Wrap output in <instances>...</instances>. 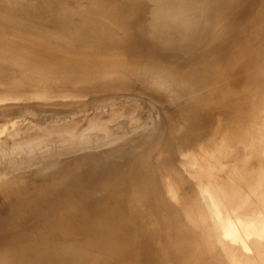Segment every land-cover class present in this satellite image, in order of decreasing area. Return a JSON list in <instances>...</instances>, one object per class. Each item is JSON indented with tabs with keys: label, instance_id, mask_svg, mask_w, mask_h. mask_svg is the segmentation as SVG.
<instances>
[{
	"label": "rangeland",
	"instance_id": "obj_1",
	"mask_svg": "<svg viewBox=\"0 0 264 264\" xmlns=\"http://www.w3.org/2000/svg\"><path fill=\"white\" fill-rule=\"evenodd\" d=\"M6 1L11 5L10 10H6L11 18L5 24L0 19V40L15 44V53L38 52L35 57L42 61L32 62L33 70L43 66H57L68 72L76 71V62L52 58L51 55L57 52L56 49L39 43L41 39L30 32L32 26H36L38 30L41 29L40 26L26 21V27L18 29L14 24L21 21L15 15L18 7L23 8L24 5H28L33 9L44 10L47 5H52L58 10L66 11L72 8L74 0ZM255 1L109 0L101 2L99 7L94 9H88L90 7L88 5L84 10V20L106 21L107 28L116 33L120 30V27L116 25V22H119L117 17L121 15L127 18V25L131 28L137 27L143 32H152L149 39L153 41L164 37L172 30L185 34V41L195 53L185 60H177L172 64L163 61V65H158L157 67H165L160 68V71L167 75L166 83L161 86L157 84L159 87L153 83V86H150L151 83H144L149 79L143 76L147 77L153 72L152 69H145L129 75L128 87L119 85L106 90L107 86H99V83L102 79L112 76L113 73L109 71L111 68L90 67L91 56L89 55H82L86 61L85 66L78 70L82 78H95V81L89 84H85L78 78L44 80L40 79L37 72L28 73L26 79L19 74L16 76V73H12L16 76L15 78L9 72H0V215L5 211L4 207L8 202L12 203L25 197L26 194L35 190V186L58 185L53 183L70 169L71 163L68 164V162L77 161L76 159L81 155L95 157L84 171L87 173L95 159L102 163H99V167H102L101 165L105 166L107 161L109 163L117 155L120 160H124L130 156L129 153L132 155L143 149L148 155L142 158L143 161L150 160L156 168L163 167L161 170L163 173L160 175H164H161L162 181L168 188L165 197L168 202H172L162 217L153 221V223L161 221L162 225L159 223L154 231L158 239L165 243L162 253L168 263L194 264L196 261L193 260V262L192 257L196 256L200 264H233V261L234 264H264V135L261 134L264 133V84H262L264 57L254 65L251 64L244 69L241 66L238 69L234 76L240 77L236 82L239 84L237 89L240 93L232 99L235 100L233 103L225 102L221 112L215 108L214 111H210L211 116L204 124L199 123L192 115H188L185 123L181 120V123L175 125L176 117L171 111L172 103L176 101L185 103L184 100L195 94L193 90L199 84L198 78L206 75L209 82L216 79L217 65L225 59L228 51L238 45H234L237 38L235 29L239 25L248 27L249 10L250 13L255 11L253 9ZM115 8L119 9L118 13L114 11ZM56 32L59 33L51 35L60 34L63 38L73 37V33ZM216 38H219V45L217 43L215 45ZM83 46L85 50H92L87 40L83 39ZM220 51L221 54H219ZM199 53L205 55L198 56ZM4 63L0 60V64ZM18 77L24 78H20L23 82L18 80ZM190 89L193 90L190 91ZM163 91L165 94L161 95ZM167 91L174 92L168 93L169 97L174 94L172 103L167 101ZM229 95V92L218 91L217 99ZM241 127H244L242 133ZM170 130H172L171 135L168 134ZM257 131L260 133L259 136ZM226 133L232 142L229 140L231 144H226L228 146L225 148ZM218 136L222 137L219 139ZM215 137L221 141H217ZM208 147H210L209 150ZM216 147L219 150L215 152ZM118 158L114 161L118 162ZM101 160H105L106 163L104 161L105 164H103ZM205 162L207 163L204 165ZM95 170L96 173L101 172L100 168L96 167L91 174ZM168 170L169 172L166 173ZM79 179L83 178L78 177L72 181ZM89 179L90 177H87L85 181ZM67 184L60 186L64 188ZM49 193L47 192L46 196ZM79 198L87 207L93 204L85 197ZM119 203L124 204L126 201H119ZM191 203L195 206L190 209L192 211L188 206ZM97 204L103 209L102 211L107 208L103 202ZM40 212L41 209L29 214L30 222L25 227L26 231L30 233L36 231L38 226L36 218ZM187 215L188 218H186ZM204 224L209 227H205ZM194 229L201 235L196 232L194 234ZM198 229L211 234L209 237L205 234L207 237L205 239L202 236L203 231ZM53 230L55 234L50 233V235L57 243L40 249L41 256H39L38 264H55L51 259H59L58 256L62 250L72 253L73 250L84 247L83 257H87L93 250L90 243H82L79 238L78 240L68 239L64 249L62 247V243H65L64 236L61 237L56 229ZM193 234L197 235L196 239ZM93 235L97 237V246L100 251H95L96 259L89 257L91 262L114 264L117 258H122L119 264H126L129 258L126 251L130 250L126 241L115 242L111 238L102 239L97 234ZM217 236L219 238L215 239ZM209 238L212 245L209 244L210 241L206 242ZM213 243L220 244V247ZM192 245L195 248V255L185 256L186 249ZM209 246L213 247L210 249ZM106 249L108 251H105ZM218 249L220 251L217 252ZM228 251H230L229 254ZM236 252L239 254L236 255ZM212 253L216 258L210 257ZM222 254L226 256L222 258ZM203 255L212 261L206 262L200 257H204ZM22 256H7L2 264H20L23 260ZM227 256L231 258L229 261ZM67 264H75V261Z\"/></svg>",
	"mask_w": 264,
	"mask_h": 264
},
{
	"label": "bare ground",
	"instance_id": "obj_2",
	"mask_svg": "<svg viewBox=\"0 0 264 264\" xmlns=\"http://www.w3.org/2000/svg\"><path fill=\"white\" fill-rule=\"evenodd\" d=\"M106 1L109 0H74L72 1V8L66 11L58 10L57 8L52 7V5H47L46 9L44 10H40L38 8L33 9L28 5H24L23 8L18 7L15 15L18 16L21 21H17L14 23L16 27L18 29H24L26 27V21L40 26V30H38L36 26H32L30 28V32L32 34H36V36L41 39L39 40V43L47 44L49 47L56 49L57 52L52 53V58L59 61L68 62L69 60H71L76 62V71L68 72L57 66H43L33 70L32 62L36 63L38 61H42V59L38 60L35 57V54L38 52H34L32 54L15 53V44L0 40V60L1 62H5L4 64H0V72H9L10 75L12 73H16V76H18L17 74H19L21 76H24L25 79L28 73L33 74L34 72H37L40 76V79L44 80L53 78L61 80H73L75 78H78L85 82V84H89L94 82L95 78L91 77L85 79L82 78L78 73V70L83 68L85 66L84 63L86 62L82 55H89L91 56L90 67L95 69L111 68V70L109 71L113 73L112 76L106 79H102L99 83V86H107L106 90H111L115 86L119 85H122V87H128L127 79L129 75L131 73L140 72L145 69H152L153 72L147 77L143 76V78L149 79L144 83H151L150 86L152 85V83L156 85L160 84L161 86L166 83L165 76L167 75L164 72L160 71V68L163 69L165 67H157L158 65H163V61H167V64H172L177 60H185L192 53H195L193 52L192 48H189L188 43L185 41V34L182 35V33L177 30L169 31L164 37L158 39L157 41H153L149 39L152 35V32H143L137 27L135 29L131 28L127 25V18L121 15L117 17V20L119 22H116V25L120 27L118 33L108 29V23L106 21L87 22L84 20V10L88 5H90L88 9H94L99 7L101 2ZM10 7L11 5L8 4L6 0H0V19L3 20V24L9 22L8 20L11 18L10 14L6 12V10H10ZM253 9H255V11L251 13L249 10L248 27L246 25H243V27H241V25L236 27L235 34L237 38H235L236 43H234V45H238L231 51H228L226 53L225 59H223L217 65V73H215V75H217L216 79H213L211 82H209L208 78H206V75L198 78L197 81L199 80L200 85L198 84L199 86L197 85L195 90L190 89V91H195V94L184 100L185 103H181L178 101H176V103H172L174 94L173 96L169 97L168 93L174 92H166L168 103L171 102L173 104V108L171 111H173V114L176 117L175 125H177L179 122L181 123V120H183L182 122L185 123L187 121L186 118L188 115H192L195 120H197L201 124H204L210 118V111H214V108L215 110L219 109V112H221V107L225 102L232 101L231 103H233L235 101L232 99H235L238 96V93H240L237 89L239 88V84L236 83L240 77L234 75L237 73L238 69L241 66L242 69H244L246 67H249L251 64L254 65L257 61L261 60V58L264 57V0H256ZM114 11L118 13L117 11H119V9L115 8ZM38 17H40V19H36ZM56 31L66 32L67 34L73 33V37L63 38L60 36V34L51 35L53 33H59ZM80 37L89 42L92 47L91 51L85 50L83 46V39H81ZM216 43L219 45V38L215 39V45ZM202 51L204 50L202 49ZM206 53L207 52H205V54ZM101 54H104L105 56H102ZM219 54H221V51L219 52ZM203 55H201V53L198 54V56ZM12 76L16 78V76H14L13 74ZM164 77L165 79L163 80ZM20 78L18 77V80ZM21 79L20 81H22ZM197 81L196 83H198ZM120 82H122L123 84H119ZM178 83L179 82L177 81V84ZM180 84L179 86H181ZM262 84H264V81ZM145 87L147 86L145 85ZM157 87L159 86L157 85ZM218 91L229 92L230 95L217 99ZM232 91L233 93H230ZM163 94H165L164 91L161 95ZM242 128L244 127L240 128L241 133ZM171 129L173 131L175 130L174 128ZM172 130L168 131L169 135L172 134ZM258 131L257 134L259 133ZM261 134L264 135L263 132ZM226 135V138L223 136L225 138H223L225 140V148L231 144L229 143L230 141L232 142L230 136L227 133ZM259 135L260 133L257 136ZM218 137H215V139H218ZM221 137L222 136H220L219 139ZM219 139L217 141H221ZM222 144L223 143L221 142V145ZM217 147L215 152L219 150V148ZM209 148L210 147H208V150ZM129 155L130 156L128 158L126 157V159L124 160H120L118 158L119 155H117V157L114 158L116 160L118 158V162L114 161L115 159L112 158L113 161L109 159L111 160V163H108L107 161V164H105V160V163L101 160L103 164H105V166L101 165L102 167H99L100 162L98 161V159H95L93 162V166L87 171V173L84 171L89 166L91 160L95 157L93 155L86 154L83 156L79 155L80 157L76 159L77 161L70 160L71 162H68V164L71 163L69 167L70 169L67 168L69 170L65 171L61 178L53 183H58V185L54 187L52 185H50V187H45V185H43L45 188L41 185L38 187L35 186V190L26 194L27 196L25 195V197L17 199L12 203L8 202L7 206L4 207L5 211L2 215H0V264H2V262L5 260V257H11L12 255H23V260H21L22 262L20 264H38L39 256H41L40 249L49 244L51 245L57 243L53 238H51L52 236L50 235V233L55 234L53 229H56L61 237L64 236L65 243H62V247L64 249L67 246L66 242L68 241V239L72 238L78 240L79 238V241H81L82 243H90L91 247L94 250L90 251V254L88 253L87 257H83L85 251L84 247H79L78 249L73 250L72 253H68L65 252V250H62V253L58 256L59 259H51V261H54L55 264H67L73 261H75V264H101L95 261L91 262V260H89V257L96 259L95 251H100L97 246V237L93 234L99 235V237L102 239L111 238L115 242L126 241L130 249L126 251L129 256L128 260H126V264H170L163 258L164 253H162V249L165 243L158 239L157 234L154 231V229L158 227V224H161V221L158 220V222L153 223L156 218L162 217L165 211L170 208V205L172 204V202H168L167 198L165 197V193L168 191V188L162 181V176L164 175H160V173H163L161 172L163 167L161 166L159 168H156L155 164L152 163V161H143L142 158H144V156L146 155L143 149L136 152L135 154L133 153L132 155L129 153ZM80 160H84V162H79ZM243 161L241 162L243 163ZM209 162L210 161H208V163ZM165 163L167 162L165 161ZM206 163L207 162H205L204 165ZM236 165L238 166V163H236ZM165 166L166 165H164V167ZM63 167L65 168V166ZM96 167L100 168L101 172L96 173L95 170L94 173L91 174V172ZM247 167L249 166L247 165ZM241 168L242 167H240V169ZM167 172H169V170L166 171V173ZM232 175H230V177ZM78 177L83 179L72 181L73 179ZM87 177H90V179L85 181ZM65 183L68 184L64 188H62L60 185H63ZM47 192H50L49 194H51L49 197V194L46 196ZM79 197H85L88 201L93 202V204L88 205L87 207ZM119 201H126V203L121 204L119 203ZM102 202L103 204H105V206H107L104 211H102L103 209H101L97 204ZM205 203L206 202H204V204ZM191 205L188 204L189 210L194 206ZM39 209H41V212L36 218V223L39 227L37 226L34 233H30L25 229L26 225L30 222V218H28L29 214L34 213ZM193 210L195 211V209ZM190 216H192V212H190ZM186 218H188V215ZM209 220L210 217L208 221ZM153 224L155 225L154 227ZM205 227L209 226L205 225ZM200 228H202L201 225ZM194 230L193 233L196 232V230ZM198 231L202 232L203 230L198 229ZM206 232L207 231L202 232L203 237H205V234L208 235L207 237H209V235L211 234V232L210 234ZM196 233L200 234L198 232ZM219 233L221 234V232ZM231 234L232 233H230V236H232ZM219 236L215 237V239H218ZM194 237L196 239L197 235H194ZM207 237H205V239ZM209 241V244H211L212 242L210 238L209 240L207 239L206 242ZM203 245L205 246V243ZM214 245L220 247V244ZM229 246H231V244H229ZM194 249V245L188 247L186 249L187 254L185 256H187L188 254H191L192 256L195 255ZM105 251L108 250L106 249ZM105 251H103V253H106ZM218 251L220 250L218 249L217 252ZM229 252L230 251H228V254ZM237 254L239 253L236 252V255ZM224 255L226 256V254H222V258L225 257ZM229 256H227V261L231 259L228 258ZM200 257L203 258L206 262L212 261L208 257V259L205 256V258L202 256ZM210 257L215 256L212 253ZM120 260H122V258H117L114 264H119ZM193 260L196 261L194 264H200V261L196 256L192 257V261ZM234 263L235 262L233 261V264Z\"/></svg>",
	"mask_w": 264,
	"mask_h": 264
}]
</instances>
